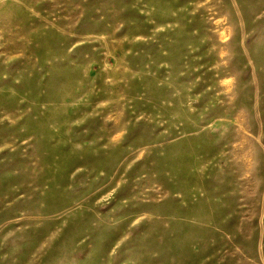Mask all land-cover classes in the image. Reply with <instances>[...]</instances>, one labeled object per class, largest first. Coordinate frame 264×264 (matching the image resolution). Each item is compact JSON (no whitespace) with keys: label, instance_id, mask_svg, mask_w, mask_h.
<instances>
[{"label":"rangeland","instance_id":"374dc122","mask_svg":"<svg viewBox=\"0 0 264 264\" xmlns=\"http://www.w3.org/2000/svg\"><path fill=\"white\" fill-rule=\"evenodd\" d=\"M0 264H264V0H0Z\"/></svg>","mask_w":264,"mask_h":264}]
</instances>
